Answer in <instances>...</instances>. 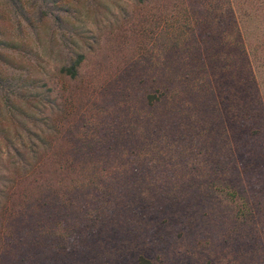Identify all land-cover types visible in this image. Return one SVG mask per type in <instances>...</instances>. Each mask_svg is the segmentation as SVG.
<instances>
[{
  "label": "rangeland",
  "instance_id": "rangeland-1",
  "mask_svg": "<svg viewBox=\"0 0 264 264\" xmlns=\"http://www.w3.org/2000/svg\"><path fill=\"white\" fill-rule=\"evenodd\" d=\"M207 1L187 19L179 0H0V55L47 79L75 137L109 147L92 155L136 164L114 171L98 214L69 212L44 174L5 187L0 134V264H264V0ZM72 48L86 53L75 81L54 72ZM210 177L216 191L196 195Z\"/></svg>",
  "mask_w": 264,
  "mask_h": 264
},
{
  "label": "trees",
  "instance_id": "trees-1",
  "mask_svg": "<svg viewBox=\"0 0 264 264\" xmlns=\"http://www.w3.org/2000/svg\"><path fill=\"white\" fill-rule=\"evenodd\" d=\"M150 1L133 0L134 4L143 7L147 6ZM178 4L179 11L183 15L186 14L187 19L189 15L204 13L210 7L207 0H179ZM182 23H176V25L181 27ZM171 25L174 26V24ZM3 42L6 43L4 50L17 49L18 54L22 55L20 52L24 51L23 48H16L14 43L5 40ZM67 51L64 59L61 51L60 58L54 63V72L60 77L75 81L79 78L86 53L73 48ZM6 54L0 55V62L11 65L10 55ZM12 68L19 69L18 76L7 77L4 74L0 76V134L7 148L5 161L13 169L9 174L2 176L3 184L7 187L8 184L19 182L26 177L35 178L44 174L46 184L42 188L46 191L51 205L58 203L63 209L65 207L64 210L71 212L78 210L81 204L86 207L84 203L89 202L93 205L92 207L95 206L94 210L98 214L99 204L110 202L112 194L108 188L116 186V183L112 185L115 182V177L112 175L114 171L136 164L124 156L115 160L97 158V155L102 154L101 150L104 152L109 147L87 142L89 136L87 133H77L79 137L71 133L69 130L71 125H68L71 113L63 104L62 96L53 97L54 88L48 85L47 79L31 76L29 74L32 68L30 63H22L17 67L13 64ZM147 100L149 105L153 104L154 95L149 94ZM174 107H171V112L175 111ZM199 121L196 116H193L191 123L188 118L184 121L185 126L193 128L187 133L188 141L192 140L193 130L197 131L196 126L199 125ZM198 134L201 132L199 131ZM116 146L117 144L113 145V149ZM93 153L96 156L92 155ZM12 174H15L16 178H12ZM210 179L212 181H209ZM210 179L201 180L200 185L196 181L193 187L194 193L203 194L202 197H204L207 193L215 192L216 184H214L213 177ZM222 187L225 188V184ZM228 190L230 189H227L226 196L231 193ZM85 191H87L86 195ZM79 193L85 195L86 199L80 200L83 203H79L76 199ZM92 194L95 198L88 196ZM59 234L71 236L72 229L71 232L66 229L62 230Z\"/></svg>",
  "mask_w": 264,
  "mask_h": 264
}]
</instances>
